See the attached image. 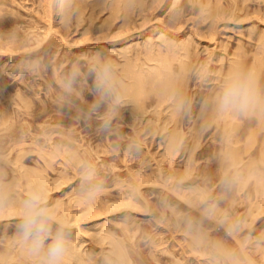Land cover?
Wrapping results in <instances>:
<instances>
[{
  "label": "rangeland",
  "instance_id": "374dc122",
  "mask_svg": "<svg viewBox=\"0 0 264 264\" xmlns=\"http://www.w3.org/2000/svg\"><path fill=\"white\" fill-rule=\"evenodd\" d=\"M3 1L9 34L20 43L17 37L11 43L10 36V45L6 35L0 40V48L6 46L0 53V264L23 263L25 252L17 247L24 241L16 238L23 202L40 189L47 193L53 229L63 224L68 249H80L92 264H169L173 258L208 264L209 254L187 247L185 221L183 226L207 234L208 247L219 237L229 240L226 249L241 259L230 261L264 264V162L242 153L240 163L222 174L218 127L212 123L195 142L191 112L224 85L230 61L243 62L239 67L245 70L264 46V0H69L65 6L51 0V8L50 0ZM184 44L194 50L195 62L186 110L171 143L174 126L161 107L166 104L151 105L147 99L144 112L134 118L115 80L123 75L127 57L141 73L159 67L156 57L172 50L183 52L171 54L179 64L181 56L187 58ZM100 82L106 83L107 96L97 88ZM42 108L50 116L42 118ZM33 110L41 111L35 123L15 118L18 111ZM11 136L26 140L15 144ZM248 159L260 176L241 170ZM236 167L238 183L232 174ZM25 170L38 179L28 183Z\"/></svg>",
  "mask_w": 264,
  "mask_h": 264
},
{
  "label": "bare ground",
  "instance_id": "6f19581e",
  "mask_svg": "<svg viewBox=\"0 0 264 264\" xmlns=\"http://www.w3.org/2000/svg\"><path fill=\"white\" fill-rule=\"evenodd\" d=\"M67 1H69V0H60V3H61V5H68L69 3H67ZM81 1V0H80ZM79 0L77 1L78 2V4H79V2H80ZM3 0H0V40H1V38H4L5 37V35L7 36V40H9V43H10V36H11V38H12V42L11 43H13V44H15L16 42V40H14L15 39V37H17V35H15V37L13 38V35H12V33H10L9 34V25H11V24H8L7 22H6V12L4 11V9H2V7L1 6H3ZM48 2H49V0H48ZM70 2V1H69ZM76 2V3H77ZM98 2H99V0H98ZM45 3H47V2H45ZM44 3V4H45ZM50 5H51V0H50V3H49ZM49 4L47 3V4H45L44 6H45V8H46V11L48 12L49 11V9L53 6V5H51V6H49ZM4 5H6L5 3H4ZM46 5H48L50 8H48V6L46 7ZM63 7V6H62ZM64 8H68L67 6L66 7H64ZM66 9H64V10H66ZM7 11V10H6ZM45 11V12H46ZM67 11V10H66ZM5 12V13H4ZM9 12V11H8ZM44 12V13H45ZM50 12H51V10L49 11V14L47 13V15H49L50 16ZM3 13L4 14H6L5 16H3ZM63 13V12H62ZM64 13H66V12H64ZM46 15V16H47ZM63 15V14H62ZM49 16H47L48 18H50ZM66 16V15H65ZM3 17H5V18H3ZM13 17V16H12ZM10 18V17H9ZM5 19V20H4ZM60 19H62V18H60ZM63 19H64V17H63ZM10 21H11V19L9 20V23H10ZM12 23V22H11ZM63 23H64V20H63ZM51 26V25H50ZM49 26V27H50ZM11 30V29H10ZM8 34V35H7ZM19 36V35H18ZM23 36V35H22ZM25 36V35H24ZM264 38V37H263ZM17 39H18V41L17 42H19L20 43V41H19V39H20V37L18 38L17 37ZM6 40V39H5ZM4 40V42H6ZM264 40V39H263ZM262 40V42H264ZM1 41H3V40H1ZM0 41V42H1ZM15 43H14V42ZM7 43V42H6ZM9 43H7V45L9 44ZM11 43H10V45H11ZM0 45L1 46H3V43H0ZM23 45V44H22ZM21 45V46H22ZM260 45H262L261 43H260ZM14 46V45H13ZM186 46H188V45H186ZM185 46V44H184V46L182 45L181 47H183V49H185L184 51H185V56L187 57L185 60H183L182 59V56H183V54H181V53H183L182 51H181V53H174L173 54V50H172V53H170V55H167L166 53L164 54V53H162L161 55L162 56H160V54H159V56L158 57H156V59H157V61L159 62L158 63V65H159V67H155L156 69H153L152 71H149V72H151V73H149L148 71L147 72H142L141 73V70H135L134 68H135V66L133 67V65L131 64V63H129V62H131V61H127L126 59H128V57L124 60V62L123 63H126V64H122L121 65V68L122 69H120V71H122L123 72V75H117V79L115 80V81H117V83H119V85L118 86H120V88H119V91L118 92H120L121 93V95H122V97L123 96H125V97H127L126 98V102L128 101V102H130L131 103V105H130V110H131V112H132V116L134 117V115H137V114H139V113H141V112H144V108H146L147 107V99H150L149 101V104H155V105H157V106H161V105H164V103L166 104L165 106H161V107H165V109L168 111L167 112V116H165V118L164 119H166V122H168V123H172V125L174 126L173 128V134H172V136H169V140L171 141V143H173V141L175 142V140L177 139V131H175V128H176V130L178 129V127H180V125H181V120H182V115H183V112L186 110V108H185V110H184V107H186L185 105H186V91H187V88H188V86H189V77H190V75H192V69L194 68L193 67V62H195V59H193L192 57H194L195 58V55L192 53L193 51H192V49H190L189 50V47L187 48ZM259 46V45H258ZM5 47L6 46H4V48H0V50L1 49H5ZM9 49H11L10 47H9V45L7 46ZM181 47H179V49H178V52H179V50H181L180 48ZM186 47V48H185ZM264 47V46H263ZM262 46L261 47H259V50H257V52L254 54V59H253V61H249V63H248V66L246 65V69L245 70H243V66H241L242 64H243V62L240 64V62L239 61H230V63H229V66H228V64H227V68L225 69V75H226V78H224V85L222 86V87H220L218 90H213V92L211 93V92H209V94H206V97H204V99H202L200 102H198L197 104H195V107L193 108V111H191V112H193L194 114H193V121H192V129H193V131L195 132L194 134H193V140H195V142L197 141L198 142V140H199V138H201V136H202V134H203V132H204V130H206L208 127H209V125H211L212 123H214L215 124V128L216 127H218V131H219V138H220V140H221V145H220V147H219V160H220V167L222 168V170H223V172L224 173H222V174H225V170L227 169V168H229V166H237V164L238 163H240V160H242L241 159V157H242V153H249L250 155H253V156H257V157H259V160H263V162H264V83H262V82H264V81H260V79H259V76L261 75V73L264 71V70H262L261 69V67H262V65H264V60H263V55H264V50H262L261 48H263ZM8 48H6V49H8ZM18 48V47H17ZM20 48H22V47H20ZM19 48V49H20ZM16 49V48H15ZM182 49V50H183ZM17 50V49H16ZM128 49L126 48V51H127ZM5 51H7V50H5ZM9 51V50H8ZM10 51H12V50H10ZM192 51V52H191ZM14 52H15V50H14ZM13 52V53H14ZM0 53H4V51L3 50H1V52ZM12 53V52H11ZM168 53V54H169ZM150 54V53H149ZM149 54H148V57H150L149 56ZM171 54H173L172 56H175V54L177 55H179V57H180V54L182 55L181 56V58H180V60H182V61H180V60H178V63L179 64H174V62L173 61H175L174 59H175V57H177V56H175V57H172L171 56ZM192 54L194 55V56H192ZM235 54H237V53H235ZM259 54H261V56L263 57H261ZM1 55H3V54H1ZM126 54H124V56H125ZM150 55H152V54H150ZM239 55V54H238ZM238 55H236V56H238ZM31 56V55H30ZM153 57H155L154 56V54L152 55ZM151 56V58H153ZM241 56V55H240ZM4 57H7V55L6 56H4ZM179 57L178 58H176V61H177V59H179ZM240 58H243V56H241ZM236 59H239V58H237L236 57ZM129 64H128V63ZM238 63V64H237ZM244 63H245V61H244ZM239 65H240V67H243V68H240L239 67ZM244 65V64H243ZM243 71H242V70ZM261 70H262V72H261ZM143 71V70H142ZM203 72V71H202ZM243 73V74H240V73ZM146 73V74H145ZM149 73V74H148ZM121 74V73H120ZM264 74V73H263ZM262 76V75H261ZM264 77V76H263ZM126 78V79H125ZM112 79H114V78H112ZM264 79V78H263ZM114 81V80H113ZM112 83V82H111ZM234 83H248V84H250L251 86H252V88L258 93V95H259V97H260V102L258 103V104H256L254 107H252L251 109H249L247 112H241V111H239V110H237V109H235V108H232V107H229V108H227V109H223V108H221V106H220V103H219V101H220V98L222 97V95H223V93L225 92V90L228 88V87H230L232 84H234ZM116 84V83H115ZM117 86V87H118ZM118 89V88H117ZM210 89V88H209ZM211 90V89H210ZM188 92V91H187ZM188 94V93H187ZM120 95V96H121ZM189 100V99H188ZM191 100V99H190ZM25 104H27V102L25 103ZM27 105H29V104H27ZM27 105H26V107H27ZM167 106V107H166ZM30 107V106H29ZM158 107V108H159ZM28 108V107H27ZM45 108V107H44ZM44 108H42V111H43V115H41V111L39 112L40 114H37L36 113V110L34 111L33 110V112H29V111H23V112H17V115H16V113H15V118H18V119H21V120H28V123L30 122L31 124L32 123H35V120H33V118H36V116L37 115H41L42 116V118L43 117H45L46 118V116H50V114H49V112L48 113H46L45 114V109ZM189 108H190V106H189ZM188 108V109H189ZM25 109V108H24ZM60 109V108H59ZM73 109V108H72ZM191 109V108H190ZM28 110V109H27ZM130 110H129V112H130ZM38 111H39V109H38ZM77 113V112H76ZM68 114V113H67ZM70 114V113H69ZM131 114V113H130ZM71 115V114H70ZM76 115V114H75ZM28 116L30 117V119L28 118ZM52 116V115H51ZM56 116V115H55ZM77 116V115H76ZM135 118V117H134ZM192 118V117H191ZM41 121V120H40ZM42 121H43V119H42ZM78 121V120H77ZM79 122V121H78ZM32 126V125H31ZM37 126V125H36ZM33 128V127H32ZM35 128V127H34ZM30 129V128H29ZM31 130V129H30ZM31 132V131H30ZM13 133H15V132H13ZM10 134H12V133H10ZM17 134V133H16ZM12 135H14V134H12ZM15 136V135H14ZM14 136H11V137H13V142L16 144V143H18L19 141H23V142H25V140H26V138H20V139H18V136H17V138L16 137H14ZM23 137V136H22ZM22 139V140H21ZM240 142H242L243 144L240 146V148H236V145L238 144V143H240ZM22 143V142H21ZM20 143V144H21ZM193 144H196V143H193ZM19 145V144H18ZM13 146H16V145H13ZM27 151V150H26ZM16 156V155H15ZM256 160V159H255ZM257 160H258V158H257ZM251 161V160H250ZM249 161V159H248V162H250ZM246 163V162H245ZM255 162H253V161H251L250 163H248V164H246L247 166H244V168L242 169L241 168V170H243L246 174H248L249 175V173L252 175V174H256V175H259V172H258V168L257 167H249V165H251V164H254ZM262 163V162H261ZM263 164V163H262ZM245 165V164H244ZM256 166V165H255ZM258 166V165H257ZM239 167V166H238ZM242 167V166H241ZM234 169V170H233ZM232 169V171H233V177H234V181H236V178H237V180L239 179V180H241L240 179V176H239V178L237 177V174H239V171H241L240 169H239V171H237V167L236 168H233ZM29 170V169H28ZM26 171L25 170V174H26V177L28 178L27 179V181H28V183L30 182L31 184H32V182H34V180H36V178L38 179V174H37V177H33V175L32 174H29V171ZM261 170V169H260ZM31 171V170H30ZM238 173H237V172ZM34 172V171H33ZM222 172V171H221ZM256 172H258V173H256ZM30 173H32V172H30ZM37 173V172H36ZM241 173V172H240ZM251 175H249V176H251ZM256 175H255V178H256ZM260 176V175H259ZM263 176V175H262ZM261 176V177H262ZM248 177V176H247ZM259 178V180H260V177H257V179ZM221 179H223L224 180V177L223 178H221ZM243 179H244V177H243ZM264 179V178H263ZM237 181L236 183H238V182H240V181ZM245 181V180H244ZM243 181V182H244ZM254 182V181H253ZM259 182V181H258ZM232 183H235V182H233L232 181ZM255 183V182H254ZM245 184H246V182H245ZM259 184V183H258ZM226 185V184H225ZM238 185V184H237ZM240 185V184H239ZM241 185H243L242 183H241ZM240 185V186H241ZM256 185V184H255ZM263 185V184H262ZM236 186V185H235ZM235 186H232V187H235ZM252 188L251 189H253L254 188V190L256 189L255 187H254V185L252 184ZM259 186V185H258ZM261 186V185H260ZM241 187H243L244 188V185L243 186H241ZM236 188V187H235ZM259 188V190H260V187H258ZM264 188V187H263ZM263 188L261 189V190H263ZM238 189V188H237ZM242 189V188H241ZM240 188L238 189V190H241ZM247 189H249V188H247ZM233 190H234V188H233ZM244 190V189H243ZM224 191V190H223ZM245 191V190H244ZM249 191V190H248ZM256 191V190H255ZM235 192V191H234ZM237 192V191H236ZM241 192H243L242 190H241ZM240 192V193H241ZM250 192H253V191H250ZM264 192V191H263ZM230 193V192H229ZM233 193V192H232ZM247 193V192H246ZM256 193V192H255ZM259 193H262V191H260ZM238 194V193H237ZM236 194V195H237ZM243 194V193H242ZM245 194V193H244ZM232 195V194H231ZM230 195V196H231ZM239 195V194H238ZM249 195V194H248ZM258 195V194H257ZM229 196V197H230ZM234 196V195H233ZM243 197H244V195H242ZM260 196V195H259ZM262 196V195H261ZM260 196V197H261ZM236 197V196H235ZM234 197V198H235ZM239 197V196H238ZM243 197H240V198H243ZM247 197V196H246ZM234 198H233V201H235L234 200ZM259 198V197H258ZM236 199V198H235ZM231 201H232V197H231V199H230ZM230 201V202H231ZM256 201V200H255ZM254 201V202H255ZM237 202V201H236ZM240 200H239V204H240ZM253 202V201H252ZM254 202H253V204H254ZM238 203V202H237ZM256 203V202H255ZM231 204H233L232 202H231ZM251 204V203H250ZM253 204H251L252 206H253ZM257 204V203H256ZM258 205V204H257ZM225 206V205H224ZM223 206V207H224ZM227 206V205H226ZM229 206V205H228ZM251 206V207H252ZM231 207V206H230ZM182 217V216H181ZM183 218V217H182ZM181 218V219H182ZM188 219V218H187ZM184 220H186V219H184ZM201 220V219H200ZM183 221V220H182ZM185 222H187V221H185ZM184 222V223H185ZM189 223H190V221H188ZM223 222V221H222ZM222 222H221V224L220 225H223L222 224ZM183 223V222H182ZM181 223V224H182ZM183 223V224H184ZM196 223H198V222H196ZM204 223V222H203ZM226 223V221H224V224ZM183 224H182V227H186L185 228V231L187 232V234H188V239H186L185 238V240H188L189 242V244H190V246H189V244H188V246L187 247H191V249L193 250V251H196L195 253H197L198 251H199V254H209V257H210V260H209V263L210 264H236V263H234L233 261L234 260H237V259H234V258H232V256H231V254H234V253H229V251H231L230 249H226V246H227V248H229L228 247V245H227V243H228V241L226 242L225 240H223L221 237H219V238H215V236H214V238L216 239L215 241H213L214 242V245H212L211 244V242L210 241H212L211 239H210V243L209 244H211V246H207L206 245V236H207V234H205L204 235V233L203 232H200L201 230V228L200 229H198V230H200V231H197V228H191V226H189V224H187L186 223V225L187 226H183ZM192 224V223H191ZM195 224V223H194ZM219 224V223H218ZM196 225H198V224H196ZM208 225V224H207ZM227 225V224H226ZM206 226V225H205ZM225 226V225H224ZM229 226V225H228ZM196 227V226H195ZM202 227V226H201ZM204 227V226H203ZM223 227V226H222ZM205 228V227H204ZM208 228V227H207ZM206 228V229H207ZM229 228H231L230 226H229ZM183 229V228H182ZM196 229V230H195ZM216 229V228H215ZM219 229V228H218ZM184 230V229H183ZM182 230V231H183ZM228 230L230 231V229H228V228H226V231L228 232ZM232 230V229H231ZM205 231V230H204ZM206 231H208V230H206ZM217 231V230H216ZM217 232H219V231H217ZM221 232H223V230L221 231ZM207 233H210V232H207ZM213 233V232H212ZM230 233V232H229ZM232 233V232H231ZM223 234V233H222ZM234 234H236V233H234ZM214 235V234H213ZM227 235H228V233H227ZM232 235V234H231ZM17 236V235H16ZM20 235H18L16 238H18ZM209 236V235H208ZM220 236H222L221 234H220ZM234 236V235H233ZM213 237V236H212ZM236 237V235L233 237V239ZM237 237H238V235H237ZM236 237V238H237ZM209 238V237H208ZM213 238V239H214ZM232 238V237H231ZM230 238V239H231ZM240 240V239H239ZM208 241V240H207ZM231 241V240H230ZM238 241V240H237ZM243 241V240H242ZM242 241H240V243H242ZM22 242V241H21ZM226 242V243H225ZM233 242V241H232ZM232 242H230V243H232ZM187 243V242H186ZM240 243H238V244H234V245H236V246H233V247H237V245L238 246H240ZM243 243H244V241H243ZM121 245V244H120ZM231 245V244H230ZM70 246V245H69ZM232 246V245H231ZM70 247H73V246H70ZM69 247V248H70ZM113 247H114V249L117 251V254L116 255H118L119 257H120V259H122L123 260V258H121V257H123L124 255H123V250H121V248H120V246H119V244H118V242H115L114 241V244H113ZM183 247V246H182ZM181 247V248H182ZM232 247V248H233ZM240 247H242V246H240ZM18 249H20L21 251L23 250L25 253H26V255H25V253H24V257L22 258V260H20V261H22L24 264H35V260L33 259V257L32 256H30L29 254H28V252H27V245L25 244V242L22 244V245H19L18 247H17ZM184 248H186V247H184ZM239 248V247H238ZM76 249V247H73V249H68V246H67V250H66V252H65V255H64V257H63V260H62V264H89V263H91V261L89 260V258H88V260L90 261L89 263L87 262L88 260H85V257H83L84 255L82 254H80L79 253V251H80V249L77 251V250H75ZM183 249V248H182ZM187 249V248H186ZM190 249V248H189ZM242 249V248H241ZM243 249H244V247H243ZM247 249V248H246ZM246 249H244V250H246ZM185 250V249H184ZM183 250V251H184ZM193 251H192V253H193ZM233 251V250H232ZM242 251V250H241ZM240 251V253L242 254V256L241 257H243V253ZM14 252H16V248H15V251ZM186 252H187V250H186ZM190 252V251H189ZM201 252V253H200ZM235 252V251H234ZM237 252V251H236ZM235 252V253H236ZM244 252V251H243ZM16 253H18V251L16 252ZM116 253V252H115ZM170 253H172V252H170ZM239 253V254H240ZM173 254V253H172ZM182 254V253H181ZM188 254V253H187ZM238 254V253H237ZM245 254V253H244ZM12 255H14V253L12 254ZM16 255V254H15ZM234 255H236V254H234ZM246 255H247V253H246ZM251 255V254H250ZM169 256H171L170 254H169ZM179 256V255H178ZM181 256V255H180ZM185 256V255H184ZM204 256H206V255H204ZM247 256H249V255H247ZM174 257V256H173ZM183 257V256H182ZM208 257V258H209ZM228 257V258H227ZM230 257L232 258V259H234L233 261H230L231 259H230ZM239 257V256H238ZM238 257H236V258H238ZM251 257V256H250ZM258 257V256H257ZM165 258V257H164ZM184 258V257H183ZM188 258V257H187ZM186 258V259H187ZM244 258V257H243ZM249 258V257H248ZM155 259V258H154ZM162 259V258H161ZM173 259H175L176 260V258H173ZM185 259V258H184ZM185 259V261H187ZM229 261H228V260ZM239 259H240V257H239ZM238 259V260H239ZM247 258H246V256H245V260H246ZM261 259H262V256H261ZM260 259V260H261ZM263 259H264V256H263ZM160 260V259H159ZM170 260L171 262V264H182L181 262H179V259H178V261L176 260ZM237 260V261H238ZM241 260V259H240ZM254 260V259H253ZM253 260H252V262H253ZM157 261V260H156ZM184 261V262H185ZM243 261V260H242ZM256 261V260H255ZM264 261V260H263ZM21 262V263H22ZM203 262V261H202ZM206 262V261H205ZM239 262H241V261H239ZM246 262V261H245ZM260 262V261H259ZM22 263V264H23ZM157 263H159L158 261H157ZM169 263V264H170ZM186 263V262H185ZM201 263V262H200ZM208 263V264H209ZM238 263V262H237ZM256 263V262H255ZM255 263H253V264H255ZM92 264V263H91ZM161 264V263H160ZM168 264V263H167ZM184 264V263H183ZM189 264V263H188ZM199 264V263H198ZM203 264V263H202ZM240 264V263H239ZM245 264V263H244ZM252 264V263H251Z\"/></svg>",
  "mask_w": 264,
  "mask_h": 264
},
{
  "label": "clouds",
  "instance_id": "9594fccd",
  "mask_svg": "<svg viewBox=\"0 0 264 264\" xmlns=\"http://www.w3.org/2000/svg\"><path fill=\"white\" fill-rule=\"evenodd\" d=\"M97 88L107 96L105 82L98 83ZM259 102L258 93L248 83L232 84L219 101L221 108L232 107L241 112H247ZM108 126L109 121H105V128ZM46 199L43 189L29 193L23 202L19 232L35 264H62L68 246L67 233L63 224L53 229V216L45 206Z\"/></svg>",
  "mask_w": 264,
  "mask_h": 264
}]
</instances>
